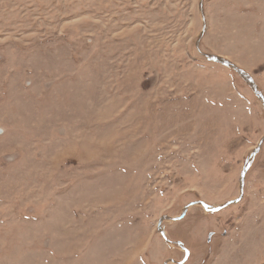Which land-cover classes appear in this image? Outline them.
I'll list each match as a JSON object with an SVG mask.
<instances>
[{"label": "rangeland", "instance_id": "1", "mask_svg": "<svg viewBox=\"0 0 264 264\" xmlns=\"http://www.w3.org/2000/svg\"><path fill=\"white\" fill-rule=\"evenodd\" d=\"M254 90L264 0H0V264H264Z\"/></svg>", "mask_w": 264, "mask_h": 264}, {"label": "water", "instance_id": "2", "mask_svg": "<svg viewBox=\"0 0 264 264\" xmlns=\"http://www.w3.org/2000/svg\"><path fill=\"white\" fill-rule=\"evenodd\" d=\"M255 89L257 90V87H256ZM256 90H254L255 93H256V95H258V96L261 98L262 102L264 103V98H263V96H261V95L259 94V92L256 91ZM243 184H244V183L242 182V190H243ZM195 204H196V205H200V206H202L206 211H210V212H218V211H220V210H222V209L226 208L227 206H230V205H232V204H234V203H229V204H227V205H225V206H223V207H216V208H213L212 206H209V205H207V204H205V203H203V202H199V203H195ZM188 209H189V207H187V209L182 213V215H181L179 218H177V219H173V221H181V220H183V219L185 218L186 214H187V210H188ZM163 222H164L163 219H161V220L159 221V227H160V230H161V235L163 236V238L166 239L165 231L162 230ZM176 244H178V245L181 247V249L185 251V253H186L187 257H188L189 252L185 249V247H184L181 243H176Z\"/></svg>", "mask_w": 264, "mask_h": 264}, {"label": "bare ground", "instance_id": "3", "mask_svg": "<svg viewBox=\"0 0 264 264\" xmlns=\"http://www.w3.org/2000/svg\"><path fill=\"white\" fill-rule=\"evenodd\" d=\"M172 222H174V221H172ZM165 234H166V232H165ZM173 264H176V262H173Z\"/></svg>", "mask_w": 264, "mask_h": 264}]
</instances>
